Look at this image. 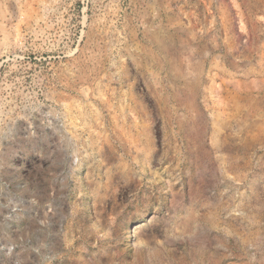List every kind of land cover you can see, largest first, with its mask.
<instances>
[{
  "label": "rangeland",
  "instance_id": "obj_1",
  "mask_svg": "<svg viewBox=\"0 0 264 264\" xmlns=\"http://www.w3.org/2000/svg\"><path fill=\"white\" fill-rule=\"evenodd\" d=\"M0 264H264V0H0Z\"/></svg>",
  "mask_w": 264,
  "mask_h": 264
},
{
  "label": "bare ground",
  "instance_id": "obj_2",
  "mask_svg": "<svg viewBox=\"0 0 264 264\" xmlns=\"http://www.w3.org/2000/svg\"><path fill=\"white\" fill-rule=\"evenodd\" d=\"M154 39H155V37H154ZM157 39H158V38H156V40H157ZM128 228H129V227H128ZM125 232H126V231H125ZM124 236H125L126 239L131 238V237L129 236V233H128V234H125Z\"/></svg>",
  "mask_w": 264,
  "mask_h": 264
}]
</instances>
